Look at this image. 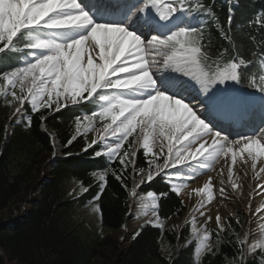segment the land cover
<instances>
[{
  "label": "snow or ice",
  "instance_id": "1",
  "mask_svg": "<svg viewBox=\"0 0 264 264\" xmlns=\"http://www.w3.org/2000/svg\"><path fill=\"white\" fill-rule=\"evenodd\" d=\"M237 8L238 0L221 23L215 0H0V98L13 109L5 134L17 120L30 128L35 113L43 125L46 111L90 103L88 113L74 118L76 134L64 146L96 134L83 148L101 158L92 211L102 217L98 202L111 172L127 199L150 202L156 218L146 223L160 229L156 210L167 192L142 194L141 186L160 177L179 196L187 180L215 172L192 190L199 197L193 213L205 217L204 226L197 227L194 214L190 221L196 257L215 255L207 224L215 219L219 238L231 229V217L226 228L219 214L201 209L217 196L243 195L238 163L254 178L264 173L256 170L264 160V104L258 118L252 105L257 94L264 101V10L240 21L249 42L259 31V42L248 48L237 43ZM214 34L227 45L222 51L214 50ZM80 187L83 193L91 185ZM256 189L264 194V184ZM262 210L264 203L255 212ZM259 227L262 238L252 241L250 233L241 239L231 229L232 264H264V223Z\"/></svg>",
  "mask_w": 264,
  "mask_h": 264
},
{
  "label": "trees",
  "instance_id": "2",
  "mask_svg": "<svg viewBox=\"0 0 264 264\" xmlns=\"http://www.w3.org/2000/svg\"><path fill=\"white\" fill-rule=\"evenodd\" d=\"M238 2L239 8L233 20L234 30L239 33L237 43L242 40L241 47L251 48L259 42V31L256 32L257 41L249 42L244 31L246 26L240 21L264 10V0ZM215 3L220 22L223 23L228 4L224 0H215ZM213 39L214 50L220 48L222 51L227 46L215 34ZM91 107L89 104L66 108L53 115L46 111L48 119L43 125H40L37 119L40 114L35 113L32 126L26 128L23 123L16 127L4 149V129L11 115V108L0 98V249L18 264H94L100 249L111 243L101 228L119 230L130 218L129 199L111 172L105 192L98 202L102 217L92 211V207L97 203L92 200L98 184L95 173L102 169L96 167L101 158H96L92 149L83 151L85 144L90 143L87 136L78 135L71 145L64 146L67 140L76 134L74 118L83 111L88 113ZM50 134H53L61 145L62 157L56 159L51 178L45 182L39 202L26 216L20 215L18 195L34 177L41 156L53 152ZM137 164L144 166L142 155H138ZM116 166L113 164L110 167ZM81 182L85 187L91 185L87 192L82 193ZM145 191H155L157 194L167 192L159 201V215L163 219L179 215L184 209L180 198L169 191L162 179H157L151 186L141 189V192ZM8 207H14L17 214L4 218L3 213ZM235 226L232 229H235ZM139 231L140 235L131 239L130 247L119 264H196L194 243L177 249L178 241L185 242L188 238L186 229L181 236L173 229L162 230L150 224H144ZM163 236L171 248V254L167 257L162 252ZM233 236L234 233L230 230L221 233L219 238L213 234L212 239L219 241V246L214 250L216 254L205 253L197 264H232L235 252ZM0 264H6L1 253Z\"/></svg>",
  "mask_w": 264,
  "mask_h": 264
},
{
  "label": "rangeland",
  "instance_id": "3",
  "mask_svg": "<svg viewBox=\"0 0 264 264\" xmlns=\"http://www.w3.org/2000/svg\"><path fill=\"white\" fill-rule=\"evenodd\" d=\"M18 91V89H17ZM10 99V97H9ZM264 104V101H263ZM261 107L259 108V110ZM13 109H11V115H12ZM257 117H259V113L257 114ZM23 120H17L15 125H11V127L8 128V133L5 135V141L3 144V148L5 149L9 141L11 140L16 127L23 124ZM11 124V121L8 125ZM87 124V121H83V127ZM88 140L91 143L94 139H96V134L93 132H89L87 134ZM53 140L55 142V154L52 153H46L39 159V165L36 170V173L34 177L25 185L23 191L18 195L17 202L19 203L21 210L20 215H26L35 205V203L39 202L41 197V191L45 185V182L51 178L52 173V167L55 163L53 161L56 157H62V147L59 144L58 140L53 137ZM53 162V163H52ZM223 161L220 162V164L216 165V169L219 170L221 164ZM260 167H264V163H261L259 161L257 163V171H259ZM46 168V169H45ZM237 175L240 176V182L242 184L243 189V195L242 196H235V194L230 195L227 199H221L219 196L213 202L209 205V208L201 209V211L206 212L207 215H211L215 217L217 214H219L222 217V220L225 224V227L228 228V220L229 217H231V229L234 225L236 232L239 234L240 238L243 239L245 236V233H248V230L251 228L255 232L260 229L259 225L261 223H264V220H261V217H264V210H262L260 213H256L255 210L260 207L264 200V194H259L256 189V186L258 183L264 179V173H261L259 178H254V174L251 170V168L248 165H242L237 164ZM47 170L48 175L46 177H42L39 179L40 174L44 173ZM174 171V170H173ZM247 173L244 175V173ZM207 175H212L215 177L216 173L211 172ZM207 175H199L195 179L187 180L186 183L190 185L192 189H194L196 186L203 185L205 180L207 179ZM137 181H139V176L135 177ZM36 179H39L38 184L40 185V190L38 191V195L34 199H32V193L36 189V186H34V183L36 182ZM215 182V181H214ZM261 184H264L261 182ZM142 187V186H141ZM142 189V188H141ZM251 189V190H250ZM251 191V193H250ZM189 193H192L191 189L188 191ZM143 194V193H142ZM183 201L184 209L181 211L179 215H174L170 219H163L159 215V206L156 210L158 212L160 221L163 224V230L164 229H173L176 231L178 236H181V233L183 230H187L188 232V238L185 242H179L177 243V249H183L187 247L188 245H191L194 243V250L196 245V239L192 236L191 230H190V221L193 217V214H195V219L197 221V227L200 228L204 226L205 224V217L200 215L199 211H196L193 213V209L197 204V201L199 197L195 196L194 193L191 195H188L187 200H185L181 195H179ZM261 197V198H260ZM218 202V203H217ZM251 203V211H249L248 204ZM129 206L130 211L132 215H130V218H128L124 225H127V228L124 227L120 228L119 230H109L105 228H101L103 233L106 234L109 239L111 240V243L109 246L103 247L99 251V255L94 260V264H114L116 261V264H119L121 259L125 256L126 252L128 251L130 247V241L133 238V233L139 230L140 227H142L144 224H147L146 221L149 220H155V216L149 215L153 211V208L151 207V204L149 201H132L129 200ZM17 212L14 209V207H8L4 213L3 217L7 218L8 216L16 215ZM239 219L241 221L242 227H238L236 224V220ZM253 220V223H252ZM230 230V232H232ZM207 230L210 231L212 234H217L219 232V229L217 228L215 219H213L210 223L207 224ZM223 234V232H221ZM219 233V235H221ZM233 234V232H232ZM249 240L252 241L251 236L249 235ZM213 245V249L215 250L219 246V241L212 239L211 241ZM162 252L167 257L171 254V248L167 244L165 237L162 238ZM0 253H2L6 264H18L16 260H12L11 257L5 253L3 250L0 249ZM208 253V252H205ZM203 253L199 258L196 257L195 251H194V261L195 263H199L202 256L205 254ZM118 259V260H117Z\"/></svg>",
  "mask_w": 264,
  "mask_h": 264
},
{
  "label": "bare ground",
  "instance_id": "4",
  "mask_svg": "<svg viewBox=\"0 0 264 264\" xmlns=\"http://www.w3.org/2000/svg\"><path fill=\"white\" fill-rule=\"evenodd\" d=\"M261 163H264V160H261ZM46 169V168H45ZM48 175V172H47V170L44 172V173H42V174H40V176H39V179L40 178H42V177H46ZM39 179H36V182L34 183V186H36V189L33 191V193H32V199H34L35 197H36V195H38V191L40 190V185L38 184V182L40 181ZM39 180V181H38ZM264 180V179H263ZM263 180H261L258 184H261V182H263ZM202 185H199V186H196L195 188H197V187H201ZM190 189H191V191L193 190L191 187H190V185H188L187 184V187L184 189V191L180 194L185 200H187V197H188V195H189V192L188 191H190ZM251 190V189H250ZM250 193H251V191H250ZM259 195V194H258ZM196 196V195H195ZM261 198V197H260ZM213 202V201H212ZM218 203V202H217ZM262 203H264V200H263V202ZM209 205L210 204H208V205H206V207L205 208H207V210H208V208H209ZM149 215H153V211L151 212V213H149ZM195 215V214H194ZM252 223H253V220H252ZM248 233H250V236H251V238H252V240L253 239H259V238H262L261 237V229H259V230H257L256 232L253 230V229H249L248 230ZM118 260V259H117ZM117 263V261L114 263V264H116Z\"/></svg>",
  "mask_w": 264,
  "mask_h": 264
},
{
  "label": "water",
  "instance_id": "5",
  "mask_svg": "<svg viewBox=\"0 0 264 264\" xmlns=\"http://www.w3.org/2000/svg\"><path fill=\"white\" fill-rule=\"evenodd\" d=\"M54 161V160H53ZM53 163V162H52ZM36 204V203H35Z\"/></svg>",
  "mask_w": 264,
  "mask_h": 264
}]
</instances>
